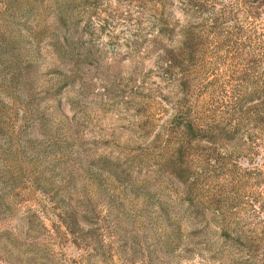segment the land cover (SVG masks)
<instances>
[{
	"label": "rangeland",
	"instance_id": "1",
	"mask_svg": "<svg viewBox=\"0 0 264 264\" xmlns=\"http://www.w3.org/2000/svg\"><path fill=\"white\" fill-rule=\"evenodd\" d=\"M0 264H264V0H0Z\"/></svg>",
	"mask_w": 264,
	"mask_h": 264
},
{
	"label": "trees",
	"instance_id": "2",
	"mask_svg": "<svg viewBox=\"0 0 264 264\" xmlns=\"http://www.w3.org/2000/svg\"><path fill=\"white\" fill-rule=\"evenodd\" d=\"M65 19H66V16L63 15V16H60L59 18V21L62 23V24H65ZM67 38L64 39V43H66V47L69 48V49H75L73 47H71V45L69 43H67Z\"/></svg>",
	"mask_w": 264,
	"mask_h": 264
}]
</instances>
